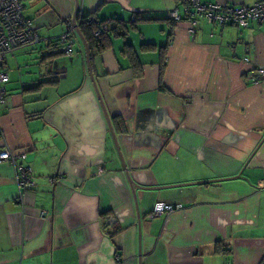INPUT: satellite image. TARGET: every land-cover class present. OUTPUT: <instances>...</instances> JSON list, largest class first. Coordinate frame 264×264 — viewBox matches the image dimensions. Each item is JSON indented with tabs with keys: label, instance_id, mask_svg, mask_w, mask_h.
<instances>
[{
	"label": "crops",
	"instance_id": "crops-1",
	"mask_svg": "<svg viewBox=\"0 0 264 264\" xmlns=\"http://www.w3.org/2000/svg\"><path fill=\"white\" fill-rule=\"evenodd\" d=\"M21 2L42 40L3 60L0 144L35 185L22 206L0 163V264H264V78H247L264 24L191 25L181 0ZM83 15L126 34L98 50L77 30L61 52ZM158 202L181 208L150 217Z\"/></svg>",
	"mask_w": 264,
	"mask_h": 264
},
{
	"label": "built area",
	"instance_id": "built-area-1",
	"mask_svg": "<svg viewBox=\"0 0 264 264\" xmlns=\"http://www.w3.org/2000/svg\"><path fill=\"white\" fill-rule=\"evenodd\" d=\"M184 5L183 15L191 25H194L197 18L202 17L208 22L218 26L235 25L239 28H246L252 21L264 24V0L255 2L252 5L232 6L220 3H205L201 0H181ZM167 17L178 21L182 18L177 9L167 12ZM88 21L98 22V27L93 31L99 35L114 25V21L97 20L92 15H87ZM67 28L60 33L56 40L65 54H70L77 34V20L75 17L67 18ZM42 38L32 26L31 20L23 14L21 0H0V104L4 102L6 88L4 84L9 79V74L3 68V60L7 53L23 46H31L40 43ZM247 60V57H244ZM247 78L252 83H258L264 78V68L252 67ZM1 136V132H0ZM21 154L12 151L7 145L0 144V163L7 162L16 170V184L19 189V201L24 205L25 192L35 185L34 171L30 165L19 163ZM181 208L180 204H167L158 202L154 204L150 217L164 212H171Z\"/></svg>",
	"mask_w": 264,
	"mask_h": 264
},
{
	"label": "trees",
	"instance_id": "trees-1",
	"mask_svg": "<svg viewBox=\"0 0 264 264\" xmlns=\"http://www.w3.org/2000/svg\"><path fill=\"white\" fill-rule=\"evenodd\" d=\"M87 15L80 16L76 18L77 20V29L82 38L85 42L87 47H96L98 50L105 48L107 46L108 39L106 38L107 35L111 33L113 36H121L123 37L126 34V26L125 24L121 23L120 21H114V25L107 30H103L99 35H94L93 31L98 27V22L95 21H88L86 19ZM141 17L138 15L135 16L134 21L139 20ZM133 21V22H134ZM111 31V32H110ZM110 32V33H109ZM106 36V37H105ZM57 47H60L58 41L55 39ZM61 49V48H60ZM61 52H63L61 50ZM165 62L162 61L161 63V70H160V81L162 78V74L164 71ZM140 71L135 69V75H139ZM160 90L164 91L165 88L163 87L162 83L159 84Z\"/></svg>",
	"mask_w": 264,
	"mask_h": 264
}]
</instances>
